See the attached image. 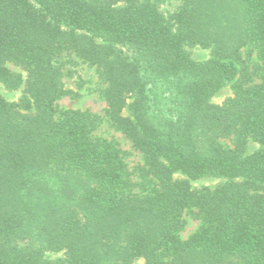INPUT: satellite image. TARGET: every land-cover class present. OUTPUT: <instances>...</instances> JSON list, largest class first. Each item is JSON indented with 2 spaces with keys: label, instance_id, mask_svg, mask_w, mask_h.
<instances>
[{
  "label": "trees",
  "instance_id": "1",
  "mask_svg": "<svg viewBox=\"0 0 264 264\" xmlns=\"http://www.w3.org/2000/svg\"><path fill=\"white\" fill-rule=\"evenodd\" d=\"M169 1L0 0V264H264V0ZM75 58L104 117L58 105Z\"/></svg>",
  "mask_w": 264,
  "mask_h": 264
},
{
  "label": "rangeland",
  "instance_id": "2",
  "mask_svg": "<svg viewBox=\"0 0 264 264\" xmlns=\"http://www.w3.org/2000/svg\"><path fill=\"white\" fill-rule=\"evenodd\" d=\"M179 2L171 0L164 4L163 9L167 15L172 14ZM190 52L196 60H206L210 56V51L202 48H191ZM75 64H69L67 70L72 69L76 71V75H67L64 78V83L67 89L73 90L76 94L72 97H66L58 102L61 109H81L87 110L92 113L98 114L99 116H105V110L107 105L100 95V91L103 88L98 73L95 68L88 67L81 60L75 58ZM9 70L15 73H20L25 76V72L13 65H6ZM78 76L81 81L78 82ZM23 88L18 90H8L2 83H0V93L9 102H17L22 96ZM232 95L231 89L225 88L213 97L215 103H222L228 97ZM96 134L108 139H114L119 143L120 147L128 152L127 161L130 167H135L137 164L143 162L141 154L136 151L131 142L120 132L113 129L107 122H103L97 130ZM251 150L256 149L255 144L250 145ZM219 183L217 179H203L194 183L195 187L210 186L213 187ZM185 226L180 233L181 238L188 239L199 227L200 221L195 218L192 214L186 213L184 215ZM135 264H143L142 261H136Z\"/></svg>",
  "mask_w": 264,
  "mask_h": 264
}]
</instances>
